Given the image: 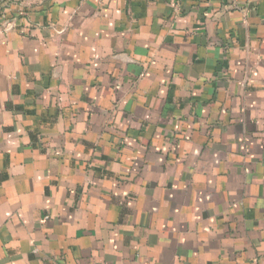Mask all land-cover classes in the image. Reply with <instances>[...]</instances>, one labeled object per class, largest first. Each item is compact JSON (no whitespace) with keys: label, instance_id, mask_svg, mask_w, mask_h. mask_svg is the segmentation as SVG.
Here are the masks:
<instances>
[{"label":"crops","instance_id":"1","mask_svg":"<svg viewBox=\"0 0 264 264\" xmlns=\"http://www.w3.org/2000/svg\"><path fill=\"white\" fill-rule=\"evenodd\" d=\"M0 264H264V0H0Z\"/></svg>","mask_w":264,"mask_h":264},{"label":"rangeland","instance_id":"2","mask_svg":"<svg viewBox=\"0 0 264 264\" xmlns=\"http://www.w3.org/2000/svg\"><path fill=\"white\" fill-rule=\"evenodd\" d=\"M173 125H176L177 124V122H174V123H172ZM150 126V125H149ZM164 126V125H163ZM175 127V126H174ZM186 139H187V137H186ZM182 141H185V140H182ZM181 141V142H182ZM179 141H177V146L175 145L174 147H175V150L177 151L178 150V143ZM181 144V143H180ZM176 151H174L173 153H176ZM181 156V154H179V156L178 157H180Z\"/></svg>","mask_w":264,"mask_h":264},{"label":"built area","instance_id":"3","mask_svg":"<svg viewBox=\"0 0 264 264\" xmlns=\"http://www.w3.org/2000/svg\"><path fill=\"white\" fill-rule=\"evenodd\" d=\"M4 17V16H3ZM8 20V19H7ZM7 22H11V21H7Z\"/></svg>","mask_w":264,"mask_h":264}]
</instances>
